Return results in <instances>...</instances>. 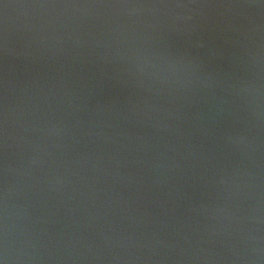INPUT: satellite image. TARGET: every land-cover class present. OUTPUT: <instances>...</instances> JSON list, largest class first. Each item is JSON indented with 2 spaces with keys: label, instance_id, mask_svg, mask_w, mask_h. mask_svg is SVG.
<instances>
[{
  "label": "water",
  "instance_id": "water-1",
  "mask_svg": "<svg viewBox=\"0 0 264 264\" xmlns=\"http://www.w3.org/2000/svg\"><path fill=\"white\" fill-rule=\"evenodd\" d=\"M0 264H264V0H0Z\"/></svg>",
  "mask_w": 264,
  "mask_h": 264
}]
</instances>
